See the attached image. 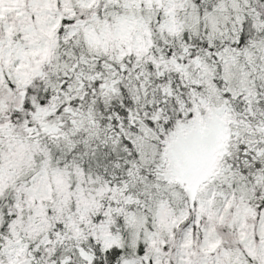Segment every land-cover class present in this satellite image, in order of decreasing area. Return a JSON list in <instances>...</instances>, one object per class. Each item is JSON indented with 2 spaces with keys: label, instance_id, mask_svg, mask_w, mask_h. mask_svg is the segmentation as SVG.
<instances>
[{
  "label": "snow or ice",
  "instance_id": "1",
  "mask_svg": "<svg viewBox=\"0 0 264 264\" xmlns=\"http://www.w3.org/2000/svg\"><path fill=\"white\" fill-rule=\"evenodd\" d=\"M0 264H264V0H0Z\"/></svg>",
  "mask_w": 264,
  "mask_h": 264
}]
</instances>
